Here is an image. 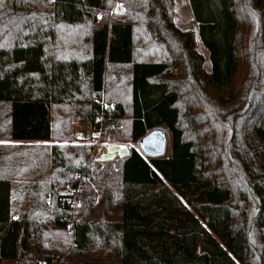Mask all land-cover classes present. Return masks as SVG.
<instances>
[{
	"label": "trees",
	"instance_id": "16d2710c",
	"mask_svg": "<svg viewBox=\"0 0 264 264\" xmlns=\"http://www.w3.org/2000/svg\"><path fill=\"white\" fill-rule=\"evenodd\" d=\"M48 1L0 3V264H198L239 234V264H264V0H189L210 73L174 0ZM60 27L88 35L63 45ZM100 95L121 140L165 130L169 155L52 150L13 218L10 142L66 140L71 118L99 129Z\"/></svg>",
	"mask_w": 264,
	"mask_h": 264
},
{
	"label": "rangeland",
	"instance_id": "374dc122",
	"mask_svg": "<svg viewBox=\"0 0 264 264\" xmlns=\"http://www.w3.org/2000/svg\"><path fill=\"white\" fill-rule=\"evenodd\" d=\"M114 2L116 4V0H114ZM105 13H107V20L109 21L113 14V8H111V10L106 11ZM104 14L97 13V20L103 19ZM173 21L175 26L179 30L194 32L196 36L195 50L203 59L202 68L205 72L210 73V53L209 50L206 49L200 41L198 35V25L193 18L189 5V0H174ZM78 29L76 27H60L57 29V37L62 41L63 45L75 44L81 37H87L88 35L87 31H83V35L78 39ZM119 71L120 69L118 70V72ZM125 74V72L121 73V76L125 77ZM94 98L104 103L106 102L104 100L103 95L94 96ZM111 104L113 103H110V105ZM86 127L87 126L79 122L76 118H71L66 132L68 133L69 137L66 140L58 142L61 145H59L57 150L68 153L86 152L89 156V159L93 162H98L99 156L106 152L107 147L110 144H115L125 148L133 147L138 150L137 142L129 143L121 140L120 138L121 136H125L128 131V124L126 123V121L122 122L118 129V132H114V129L112 128L110 131L104 133L101 138V144L94 146H91L89 144H82L75 139V134ZM56 129L59 132L61 131L59 128ZM165 133L167 137V146L165 155L163 157H167L169 155L168 134L167 132ZM10 147L12 151L11 161L13 167L12 181L16 183V185H14L17 186L16 189H14L15 191L13 192V199L16 203V207L13 209V218H16L22 208H26L31 204H35L37 192L31 191L29 190V188L32 187L34 184L43 181L49 176V153L51 152V150L48 145H31L29 143L24 142L13 143V145H11ZM48 206L51 207L50 205ZM58 218H61V216H59ZM67 231L69 234L71 233V229L67 228ZM241 240L242 239L240 234L237 237L230 238L225 244V246L222 247L221 251L214 254L202 256L198 264H239L242 253Z\"/></svg>",
	"mask_w": 264,
	"mask_h": 264
},
{
	"label": "built area",
	"instance_id": "2783aa9c",
	"mask_svg": "<svg viewBox=\"0 0 264 264\" xmlns=\"http://www.w3.org/2000/svg\"><path fill=\"white\" fill-rule=\"evenodd\" d=\"M49 2V1H48ZM102 107V114L99 118L100 127L99 129L93 130L90 128H84L78 131L75 134V139L82 143V144H89V145H100L102 135L112 129L111 125L105 123L107 122V118L109 119L110 113L114 111V106L107 105L104 102H100ZM109 116V117H108ZM81 193V188L79 186H69L67 189L64 190L63 195L66 197V203L72 215V219L76 220V209L80 204L78 199V195ZM64 204V201L62 202ZM52 264H59L58 261L52 262Z\"/></svg>",
	"mask_w": 264,
	"mask_h": 264
},
{
	"label": "water",
	"instance_id": "95a60500",
	"mask_svg": "<svg viewBox=\"0 0 264 264\" xmlns=\"http://www.w3.org/2000/svg\"><path fill=\"white\" fill-rule=\"evenodd\" d=\"M167 146L166 133L161 129H155L147 133L137 141L139 152L150 159L162 158ZM128 150L115 144H110L104 154L98 158V162L104 163L114 160L116 157L127 156Z\"/></svg>",
	"mask_w": 264,
	"mask_h": 264
},
{
	"label": "crops",
	"instance_id": "0c3cea01",
	"mask_svg": "<svg viewBox=\"0 0 264 264\" xmlns=\"http://www.w3.org/2000/svg\"><path fill=\"white\" fill-rule=\"evenodd\" d=\"M183 6H184V3H183ZM13 143H21V142H10L11 145H13ZM24 143H29L31 145H42V144L48 145V147L50 148L51 151L58 149L59 145H61L58 142L53 143V142H49V141H47V142H24ZM145 264H147V263H145Z\"/></svg>",
	"mask_w": 264,
	"mask_h": 264
},
{
	"label": "snow or ice",
	"instance_id": "6c2138e0",
	"mask_svg": "<svg viewBox=\"0 0 264 264\" xmlns=\"http://www.w3.org/2000/svg\"><path fill=\"white\" fill-rule=\"evenodd\" d=\"M3 2V0H0V3H2ZM52 2H54V0H49V3H52ZM0 47H2V45H0ZM33 75H35V74H33ZM0 143H4L3 141H0Z\"/></svg>",
	"mask_w": 264,
	"mask_h": 264
}]
</instances>
